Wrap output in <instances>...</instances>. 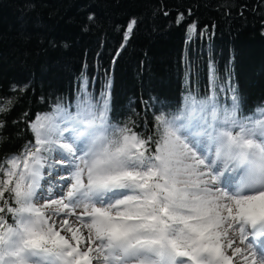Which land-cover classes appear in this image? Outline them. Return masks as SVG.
<instances>
[{"label":"snow or ice","instance_id":"1","mask_svg":"<svg viewBox=\"0 0 264 264\" xmlns=\"http://www.w3.org/2000/svg\"><path fill=\"white\" fill-rule=\"evenodd\" d=\"M208 68L207 95L153 114L155 139L110 121L111 79L95 94L82 73L74 105L38 113L0 159V264H264V106L245 115L231 84L221 103Z\"/></svg>","mask_w":264,"mask_h":264},{"label":"trees","instance_id":"2","mask_svg":"<svg viewBox=\"0 0 264 264\" xmlns=\"http://www.w3.org/2000/svg\"><path fill=\"white\" fill-rule=\"evenodd\" d=\"M210 60L221 103L231 84L245 115L264 106V0H0V103L10 109L0 114V159L34 141L29 123L58 98L75 104L82 73L95 94L111 79V122L135 121L155 139L154 113L176 111L189 90L210 92Z\"/></svg>","mask_w":264,"mask_h":264},{"label":"rangeland","instance_id":"3","mask_svg":"<svg viewBox=\"0 0 264 264\" xmlns=\"http://www.w3.org/2000/svg\"><path fill=\"white\" fill-rule=\"evenodd\" d=\"M47 171V170H46ZM50 179H58V177L56 176H53V177H50ZM251 239V238H250Z\"/></svg>","mask_w":264,"mask_h":264},{"label":"bare ground","instance_id":"4","mask_svg":"<svg viewBox=\"0 0 264 264\" xmlns=\"http://www.w3.org/2000/svg\"><path fill=\"white\" fill-rule=\"evenodd\" d=\"M251 238V237H250Z\"/></svg>","mask_w":264,"mask_h":264}]
</instances>
